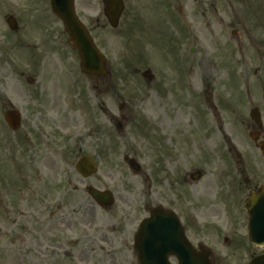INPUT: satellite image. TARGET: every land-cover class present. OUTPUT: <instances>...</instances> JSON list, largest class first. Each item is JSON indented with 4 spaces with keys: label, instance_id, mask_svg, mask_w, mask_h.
I'll list each match as a JSON object with an SVG mask.
<instances>
[{
    "label": "rangeland",
    "instance_id": "rangeland-1",
    "mask_svg": "<svg viewBox=\"0 0 264 264\" xmlns=\"http://www.w3.org/2000/svg\"><path fill=\"white\" fill-rule=\"evenodd\" d=\"M124 1L125 13L114 30L104 17L101 0H76L77 15L106 56L110 71V77L96 83L82 75L76 54V150L95 159L98 173L93 179L104 181L109 173H128L125 156L140 164L139 158L145 156L152 162L168 150L176 162V173L168 185L176 188L178 195L180 190L188 192L195 202L213 180L217 181L218 171L213 165H219L223 156L259 153L252 150L250 131L237 129L241 124L239 112L230 104L240 98L243 81L250 80L257 87L264 75V0H236L239 4L233 0ZM49 2L40 0L38 8L48 11L49 35L56 36L57 31H51L57 20L50 14ZM27 5L28 11H40L29 0H0V75L15 70L17 84L21 72L51 81L56 75L51 58L44 66L47 76L42 66L39 73L35 71V60L44 58V51L39 50L41 40L33 31L29 35L25 32L28 38H20L14 48L9 46L11 35L5 17L24 12ZM179 9L184 10L182 16ZM234 31H238L235 36ZM63 42L66 60L72 57L66 34ZM146 72L152 77H146ZM95 84L99 87L93 90ZM13 99L20 105L17 98ZM249 108L246 102L242 109L246 120ZM120 123H126L124 129ZM239 135L242 141L235 140ZM76 156L65 159L61 185L48 177L42 190V197L50 204L48 216L57 212L59 218L62 214L65 217L64 226L47 227L43 235L36 236L37 243L45 244L47 256L1 257L0 264H114L120 260L97 251L76 257L79 197L86 203V195L76 192ZM231 165L224 163L225 177ZM195 168L206 173L200 184H181L180 172H194ZM233 177L228 175L223 187L225 200L231 203L240 193L238 183L232 184ZM202 201L209 202L210 197Z\"/></svg>",
    "mask_w": 264,
    "mask_h": 264
},
{
    "label": "flooded vegetation",
    "instance_id": "flooded-vegetation-1",
    "mask_svg": "<svg viewBox=\"0 0 264 264\" xmlns=\"http://www.w3.org/2000/svg\"><path fill=\"white\" fill-rule=\"evenodd\" d=\"M29 1L38 8L40 0ZM28 8L29 5L24 12L5 17L11 35L9 46L14 48L20 44V38H28L24 37L25 32L29 35L33 31L41 40L39 50L44 51V58L35 60V71L39 73L42 66L47 76L44 66L51 58L56 75L49 81V77L26 76L21 72L18 84L15 70L7 76L0 75V258L47 256L45 244L37 243L36 236L43 235L47 227L64 226L65 217L62 214L59 218L57 213L53 224L49 223L50 204L42 197V190L48 177L61 185L65 159L74 154L78 161L89 156L76 150V49L74 59L65 60L62 24L57 21L51 31L56 30V36L49 35L46 8ZM259 80L260 87L245 94L252 110L259 109L263 124L258 126L251 117L246 120L240 115L238 119L242 129L258 139L253 141L252 150L259 153L223 156L219 165H213L218 171L217 181L213 180L195 202L188 192L180 190L178 195L176 188L168 185V179L176 173L175 156L168 150L152 162L141 157L136 172L109 173L105 181L93 179L94 176L84 178L76 171V192L86 195V203L79 197L76 207V257L97 251L120 259L114 264H140L139 259L148 248L142 234L147 236L150 231L149 227L143 228L144 224L158 212L163 221L153 229L155 240L151 246L155 256L167 258L170 264H178L172 253L176 246L181 251L190 246L201 255L207 254L210 264H264V245L252 242L245 209L246 199L264 188V154L260 150L264 147V75ZM235 106L240 109L241 101ZM237 138L242 141L241 135ZM228 142L232 145L231 140ZM225 162L232 163L226 176L234 175L240 190L233 203L225 200L223 191ZM166 164L168 168L164 167ZM194 172H180L181 184H200L202 179L193 181ZM202 173L204 178L206 173ZM173 184L176 185V179ZM91 189L103 192L107 199L96 202L90 196ZM207 195L210 201L203 203L202 198L207 200ZM169 215H175L180 226L173 225L177 221Z\"/></svg>",
    "mask_w": 264,
    "mask_h": 264
},
{
    "label": "water",
    "instance_id": "water-1",
    "mask_svg": "<svg viewBox=\"0 0 264 264\" xmlns=\"http://www.w3.org/2000/svg\"><path fill=\"white\" fill-rule=\"evenodd\" d=\"M105 4L110 6L105 10V14L112 27L116 28L119 24L120 16L123 12V4L121 0H104ZM52 10L55 15L63 20L66 31L70 35V43L76 46L81 57L82 71L89 75L97 77L108 74L106 62L102 54L95 47L85 26L79 21L74 12V0H52ZM94 165L88 159H84L78 165V170L82 173L91 174L94 172ZM251 214L250 229L252 240L255 243L264 242V190L259 195H254L246 205ZM155 222H153L154 224ZM146 240L153 245L155 240L154 234H150ZM153 249L149 248L150 255L142 257V264H157L162 258L153 256ZM187 254L179 256L181 264H207L201 257H197L195 253L187 248Z\"/></svg>",
    "mask_w": 264,
    "mask_h": 264
}]
</instances>
